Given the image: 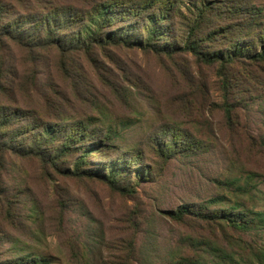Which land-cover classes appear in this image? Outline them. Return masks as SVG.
Segmentation results:
<instances>
[{
	"label": "rangeland",
	"instance_id": "obj_1",
	"mask_svg": "<svg viewBox=\"0 0 264 264\" xmlns=\"http://www.w3.org/2000/svg\"><path fill=\"white\" fill-rule=\"evenodd\" d=\"M254 1L264 8V0ZM176 28L182 43L183 29ZM6 43L0 45V57L9 53L14 81L29 78L26 51ZM207 45L213 44L205 42L202 48ZM110 54L114 62L104 55L98 58L100 73L113 86L82 53L69 60L71 76L48 51L40 70L55 100L52 105L44 104L37 91L11 86L8 92L41 121L56 113L76 122L92 117L98 128L92 130L115 132L112 146L90 153L81 167L107 174L112 164L118 165L125 173L121 185L134 187V193L121 194L99 179L65 177L34 157L0 154V264L26 256L50 264H185L180 258L194 257L196 241L224 238L264 248V229L243 235L191 214L178 222L164 213L187 205L202 210L219 194L232 199L231 190H221L216 181L236 179L248 187L240 198L264 212V67L243 65L231 71V79L238 78L236 120L229 126L221 109L217 65L198 63L183 52L169 57L114 47ZM0 101L7 113L14 106L9 97ZM186 131L200 142L198 150L190 151L193 156L165 160L166 155H158L156 144L165 139L174 143L171 136L182 138ZM31 142L23 136L12 144L25 147ZM59 148L42 146L48 154ZM87 150L81 147L84 155ZM65 155L59 167L73 169L83 153ZM247 172L255 174L247 179Z\"/></svg>",
	"mask_w": 264,
	"mask_h": 264
},
{
	"label": "trees",
	"instance_id": "obj_2",
	"mask_svg": "<svg viewBox=\"0 0 264 264\" xmlns=\"http://www.w3.org/2000/svg\"><path fill=\"white\" fill-rule=\"evenodd\" d=\"M176 25L183 29L179 41L182 43H178ZM6 42L26 51L32 72L29 78L16 82L9 53L0 57V97H9L14 102L7 113L0 101V154L34 157L65 177L99 179L113 190L131 195L135 188L121 185L119 178L125 173L119 171L118 165L112 164L107 174L81 167L90 153L112 146L116 141L115 132L108 130L101 135L92 130L98 129L92 117L76 122L72 117L56 113L48 121H41L34 111L19 107V102L8 92L10 87H17L21 92L37 91L44 104L52 105L55 100L50 98L44 83L47 79L40 70L48 51L55 53L59 69H70L71 76L69 60L82 53L111 85L108 77L100 73L103 64L98 58L104 55L114 62L111 48H138L169 57L183 52L191 54L198 63L218 66L221 109L232 126L236 120L233 98L238 77L231 79V71L243 65L264 67V8L254 0H0V45L6 46ZM205 42L213 45L204 49ZM181 135L182 138L171 136L174 143L165 139L164 145L156 144L158 155H166L165 160L172 156L182 159L193 156L190 151L198 150L200 142L187 131ZM23 136L31 137L28 146L12 144L14 138ZM49 144L61 148L48 154L51 151L45 152L42 146ZM81 147L88 149L87 155ZM78 151L83 155L73 169L59 167L61 158L67 156L65 153L78 154ZM246 174L250 179L255 173ZM216 182L223 186L221 190H231L234 197L226 199L224 194H219L208 200L202 210L187 205L167 210L165 215L183 222L191 214L221 230L228 227L243 235L264 229V212L249 207L240 198L248 193L247 185L241 186L238 179ZM194 245V257L180 258L185 264H264V248H255L244 239L224 238V242L212 239L196 241ZM30 258L1 264H50L46 259Z\"/></svg>",
	"mask_w": 264,
	"mask_h": 264
}]
</instances>
